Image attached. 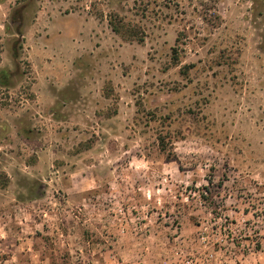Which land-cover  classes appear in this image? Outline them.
Segmentation results:
<instances>
[{
  "label": "rangeland",
  "instance_id": "1",
  "mask_svg": "<svg viewBox=\"0 0 264 264\" xmlns=\"http://www.w3.org/2000/svg\"><path fill=\"white\" fill-rule=\"evenodd\" d=\"M0 264H264V0H0Z\"/></svg>",
  "mask_w": 264,
  "mask_h": 264
},
{
  "label": "trees",
  "instance_id": "2",
  "mask_svg": "<svg viewBox=\"0 0 264 264\" xmlns=\"http://www.w3.org/2000/svg\"><path fill=\"white\" fill-rule=\"evenodd\" d=\"M112 29L115 32H117V33H122L123 32L122 29H121V27H117L116 25H112ZM139 39H141V38H139Z\"/></svg>",
  "mask_w": 264,
  "mask_h": 264
}]
</instances>
